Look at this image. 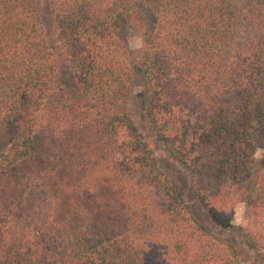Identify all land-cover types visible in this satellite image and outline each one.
<instances>
[{
    "label": "trees",
    "instance_id": "trees-1",
    "mask_svg": "<svg viewBox=\"0 0 264 264\" xmlns=\"http://www.w3.org/2000/svg\"><path fill=\"white\" fill-rule=\"evenodd\" d=\"M127 31L147 130L213 224L243 205L264 264V0H0V264L241 261L134 129Z\"/></svg>",
    "mask_w": 264,
    "mask_h": 264
},
{
    "label": "rangeland",
    "instance_id": "rangeland-1",
    "mask_svg": "<svg viewBox=\"0 0 264 264\" xmlns=\"http://www.w3.org/2000/svg\"><path fill=\"white\" fill-rule=\"evenodd\" d=\"M37 11L40 18V26L48 44H51L52 37L50 33L48 9L44 3L41 2L37 7ZM126 43L129 51L132 53L129 62V74L133 83L132 94L129 98L131 120L134 129L142 137L149 148L156 170L176 186L180 199L185 205L189 219L201 232L205 233L210 239L225 240L226 242L233 244L240 252L241 261H239V264H257L252 253L245 249L238 238L239 229L245 226L243 205L238 202L234 206L232 224L235 228L233 230H224L213 224L206 213L191 198L187 190V178L185 174L164 154L160 143L150 134L149 130H147L145 126V117L138 99L140 67L137 55L140 47V40L131 31H127ZM259 158L260 152L256 151L254 159L257 161ZM254 167H256V163L254 164Z\"/></svg>",
    "mask_w": 264,
    "mask_h": 264
}]
</instances>
